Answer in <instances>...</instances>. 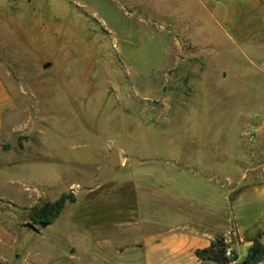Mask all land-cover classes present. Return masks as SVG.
I'll return each mask as SVG.
<instances>
[{
  "label": "rangeland",
  "instance_id": "rangeland-1",
  "mask_svg": "<svg viewBox=\"0 0 264 264\" xmlns=\"http://www.w3.org/2000/svg\"><path fill=\"white\" fill-rule=\"evenodd\" d=\"M0 85V212L43 233L20 242L41 264L159 198L264 179V0H0Z\"/></svg>",
  "mask_w": 264,
  "mask_h": 264
},
{
  "label": "crops",
  "instance_id": "crops-1",
  "mask_svg": "<svg viewBox=\"0 0 264 264\" xmlns=\"http://www.w3.org/2000/svg\"><path fill=\"white\" fill-rule=\"evenodd\" d=\"M247 180L245 175L236 184L230 180V188L220 197L180 194L159 198L151 213L135 215L120 228L115 225V229L89 236L79 244L72 241L45 264H214L201 261L197 250L230 235L235 264H243L255 241L264 248V179ZM6 217L0 212V264H41L40 253L25 254L26 244L20 242L43 233L13 226ZM258 264H264V257Z\"/></svg>",
  "mask_w": 264,
  "mask_h": 264
},
{
  "label": "trees",
  "instance_id": "trees-1",
  "mask_svg": "<svg viewBox=\"0 0 264 264\" xmlns=\"http://www.w3.org/2000/svg\"><path fill=\"white\" fill-rule=\"evenodd\" d=\"M76 196L74 193H64L55 202H47L43 205H34L28 209V219L34 225L50 226L52 225L63 212L67 203H74ZM199 259L203 262H212L214 264H234L237 257L230 260L226 257V244L224 238H218L212 242L211 246L205 249L197 250L196 252ZM264 257V248L260 241L250 247L248 254L243 261V264H258Z\"/></svg>",
  "mask_w": 264,
  "mask_h": 264
},
{
  "label": "water",
  "instance_id": "water-1",
  "mask_svg": "<svg viewBox=\"0 0 264 264\" xmlns=\"http://www.w3.org/2000/svg\"><path fill=\"white\" fill-rule=\"evenodd\" d=\"M50 66L49 63H47L44 67L48 68ZM121 164V157L119 154V151L117 149H113L109 153V157L106 158V164L100 167L98 177L99 182H102L105 177H108L111 173H113L116 169L119 168ZM43 228H46V226H42Z\"/></svg>",
  "mask_w": 264,
  "mask_h": 264
},
{
  "label": "built area",
  "instance_id": "built-area-1",
  "mask_svg": "<svg viewBox=\"0 0 264 264\" xmlns=\"http://www.w3.org/2000/svg\"><path fill=\"white\" fill-rule=\"evenodd\" d=\"M232 235H230L227 238H224V242L226 244V257L229 258L230 260H233L235 258V255L233 253V249H232V239H231ZM232 263H236V262H232Z\"/></svg>",
  "mask_w": 264,
  "mask_h": 264
}]
</instances>
